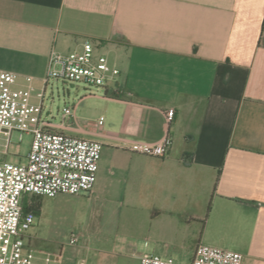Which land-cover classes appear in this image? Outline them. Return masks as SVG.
I'll list each match as a JSON object with an SVG mask.
<instances>
[{
  "label": "crops",
  "instance_id": "0c3cea01",
  "mask_svg": "<svg viewBox=\"0 0 264 264\" xmlns=\"http://www.w3.org/2000/svg\"><path fill=\"white\" fill-rule=\"evenodd\" d=\"M86 40L120 73L56 128L103 144L88 199L105 245L83 250L122 264L117 230L149 216L156 254L189 263L206 244L264 264V0H0V71L32 76L35 96L52 50ZM167 137L163 157L130 150Z\"/></svg>",
  "mask_w": 264,
  "mask_h": 264
},
{
  "label": "built area",
  "instance_id": "2783aa9c",
  "mask_svg": "<svg viewBox=\"0 0 264 264\" xmlns=\"http://www.w3.org/2000/svg\"><path fill=\"white\" fill-rule=\"evenodd\" d=\"M119 73L120 69L106 54L99 53L90 40L84 41L81 49L68 53L52 50L44 87L37 96L33 93L32 76H27L28 84L23 86L19 85L16 72L0 71V148L4 146L2 152L6 154L10 151L14 133H18L19 141L25 134L32 137L25 161L0 157V264H32L25 252V237L36 214L33 209H25V197L80 195L91 192L97 181L103 144L56 130L68 123L79 98L63 108L62 121L55 123L46 112L48 86L52 81H63L100 88L114 82ZM35 97L38 101H34ZM174 115V108L166 110L168 122ZM103 121L101 116L99 123ZM170 146L171 140L167 137L157 144L134 142L130 150L163 157ZM78 240L73 235L69 243L75 244ZM139 259V264H243L244 255L199 244L189 263L156 253H145Z\"/></svg>",
  "mask_w": 264,
  "mask_h": 264
},
{
  "label": "rangeland",
  "instance_id": "374dc122",
  "mask_svg": "<svg viewBox=\"0 0 264 264\" xmlns=\"http://www.w3.org/2000/svg\"><path fill=\"white\" fill-rule=\"evenodd\" d=\"M85 84L63 81H52L46 93V112L55 123L62 121L63 108L73 105L85 91ZM90 88V87H88ZM18 133L12 137L13 146L9 154H2L4 146L0 149V157L11 160V157L25 161L30 150L32 137L25 134L19 141ZM3 144L5 140L1 141ZM15 160V159H13ZM87 194L70 195L60 194L54 197L45 196L32 202V208L41 209L36 214V219L31 228L26 232L25 252L32 264H95L94 253L96 251L83 250V246L89 241L92 247L104 246L101 240L92 241L93 233L99 238L100 232L91 213L94 209L92 201ZM144 229L140 223H135L134 218L130 223L121 225L117 230L124 249L120 250L118 257L122 264H136L138 260L134 256H142L145 253H155L153 242L150 238L149 216L146 218ZM76 235L79 240L75 244H69L70 238ZM101 239V238H100ZM83 251V252H82ZM122 252L123 254H119ZM58 257H60L58 259ZM187 263L186 261H180Z\"/></svg>",
  "mask_w": 264,
  "mask_h": 264
},
{
  "label": "trees",
  "instance_id": "16d2710c",
  "mask_svg": "<svg viewBox=\"0 0 264 264\" xmlns=\"http://www.w3.org/2000/svg\"><path fill=\"white\" fill-rule=\"evenodd\" d=\"M25 205V209L26 210H30L32 207L31 206H29V205H27V204H24ZM35 211V213H36V210H34Z\"/></svg>",
  "mask_w": 264,
  "mask_h": 264
}]
</instances>
